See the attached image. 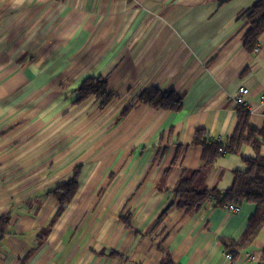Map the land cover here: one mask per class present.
I'll use <instances>...</instances> for the list:
<instances>
[{
	"label": "crops",
	"instance_id": "obj_1",
	"mask_svg": "<svg viewBox=\"0 0 264 264\" xmlns=\"http://www.w3.org/2000/svg\"><path fill=\"white\" fill-rule=\"evenodd\" d=\"M255 1L0 0V264H264V226L224 258L222 240H239L252 203L175 206L157 221L182 178L225 190L244 158L264 156L257 137L258 150L242 141L193 174L204 167L197 131L224 142L241 121L264 126V33L245 49L239 17ZM89 76L117 94L104 110L94 97L74 102ZM151 86L174 90L180 108L137 105L115 122ZM76 167L77 192L56 216L49 192Z\"/></svg>",
	"mask_w": 264,
	"mask_h": 264
},
{
	"label": "trees",
	"instance_id": "obj_2",
	"mask_svg": "<svg viewBox=\"0 0 264 264\" xmlns=\"http://www.w3.org/2000/svg\"><path fill=\"white\" fill-rule=\"evenodd\" d=\"M219 1L223 3L229 0ZM239 17L244 22L243 28L245 31L242 34L244 47L247 50H252L257 44L260 35L264 33V0H256ZM77 95L78 98L75 103H80L90 97H95L101 100L99 107L103 109L117 94L109 87L106 77L98 76L85 79L79 85ZM137 105H147L161 110H178L181 106V99L174 90L163 91L155 86L146 87L137 94L131 104L124 106L120 116L124 117L130 110L135 109ZM235 109L239 118H248L249 114L244 107L236 106ZM245 126H247L246 122L241 121L233 135L224 142L205 138L203 130L197 131L194 134L193 141L203 147L202 162L204 167L194 171L193 174L196 176L197 172L204 170L209 163H212L215 159L222 156L223 153L236 152L242 141L250 142V145L255 150H258L261 142L257 137H260L262 140L264 139V126L259 129L250 125L247 126L248 130H243ZM245 132L247 135H244ZM243 162L245 170L235 172L233 186L225 190L208 188L206 186L195 187L189 183L188 178H182L174 188L175 199L163 210L157 221H160L175 206L192 210L208 200L214 201L215 205L219 207H222L224 204L238 206L243 202L252 203L256 207L255 212L249 218L248 225L239 240H222L225 251L232 254V259H234L238 252H241L249 246L264 226V156L257 154L255 157L244 158ZM79 173L80 168L76 167L72 178L56 186L49 192L57 200L59 205L56 216L59 215L77 192ZM123 221L128 227L131 226L129 216H125ZM7 222L8 216L0 218V236L5 235L7 231L5 224ZM164 264L174 263L167 256L164 259Z\"/></svg>",
	"mask_w": 264,
	"mask_h": 264
},
{
	"label": "built area",
	"instance_id": "obj_3",
	"mask_svg": "<svg viewBox=\"0 0 264 264\" xmlns=\"http://www.w3.org/2000/svg\"><path fill=\"white\" fill-rule=\"evenodd\" d=\"M247 92H248L247 88L239 87V89L237 90L236 95L233 97L234 105H236V106L237 105L244 106L245 103L243 101V96L245 94H247ZM259 98H260V101H264V92L260 95ZM222 208L227 210V211H229V212H239L240 211V208L238 206H236V205H233V204H224L222 206ZM246 257L248 259L254 260L253 257L250 256L249 254H246ZM224 258L229 261V260H231L232 255L229 252H225Z\"/></svg>",
	"mask_w": 264,
	"mask_h": 264
},
{
	"label": "rangeland",
	"instance_id": "obj_4",
	"mask_svg": "<svg viewBox=\"0 0 264 264\" xmlns=\"http://www.w3.org/2000/svg\"><path fill=\"white\" fill-rule=\"evenodd\" d=\"M89 77H98V76H89ZM89 77H86L85 79H87V78H89ZM85 79H84V80H85ZM84 80H83V81H84ZM83 81H82V82H83ZM82 82H81V83H82ZM78 87H79V86H78ZM240 87H242V86H240ZM77 89H78V88H77ZM77 89H76V92H77ZM238 89H239V88H238ZM77 96H78V95H77ZM77 98H78V97L75 98L74 102L77 100ZM90 98H92V97H90ZM90 98H88V99H90ZM94 98H95V97H94ZM88 99H86V100H84V101H82V102H80V103H78V104H81V103H84V102H85V103H84V105H85V104L88 102V101H87ZM95 99H96L97 102H98V103H96V108H97L98 110H101L102 108L99 107V105H100V103H101V100H100L99 98H98V99L95 98ZM86 101H87V102H86ZM237 106H240V105H237ZM106 107H107V105H106L102 110H104ZM235 107H236V106H235ZM121 112H122V111H120V112L118 113L117 118H115V122H116V121L118 122V121L122 120L123 118H125V116H124V117H121V116H120V113H121ZM71 123H72V122H71ZM65 144L68 145V144H70V143H65ZM74 170H75V168L73 169V172H72V174H71L69 177L72 178V177L74 176ZM59 185H61V184H59ZM59 185H57V186H59ZM54 188H55V187H54ZM51 190H52V189H51ZM51 190H50V191H51Z\"/></svg>",
	"mask_w": 264,
	"mask_h": 264
}]
</instances>
